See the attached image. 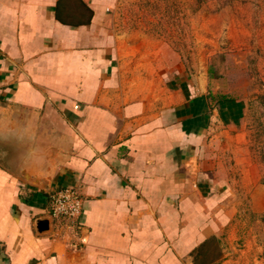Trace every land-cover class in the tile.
<instances>
[{
    "label": "crops",
    "instance_id": "0c3cea01",
    "mask_svg": "<svg viewBox=\"0 0 264 264\" xmlns=\"http://www.w3.org/2000/svg\"><path fill=\"white\" fill-rule=\"evenodd\" d=\"M120 3L0 0V264L227 263L207 260L235 186L208 139L229 101L208 73L139 67L153 55L122 35ZM66 188L73 229L50 212Z\"/></svg>",
    "mask_w": 264,
    "mask_h": 264
},
{
    "label": "rangeland",
    "instance_id": "374dc122",
    "mask_svg": "<svg viewBox=\"0 0 264 264\" xmlns=\"http://www.w3.org/2000/svg\"><path fill=\"white\" fill-rule=\"evenodd\" d=\"M117 25L153 55L139 63L143 70L208 73L213 101H229L208 147L234 181L233 211L207 261L264 264V206H254L264 189V0H121ZM143 80L154 86L157 79Z\"/></svg>",
    "mask_w": 264,
    "mask_h": 264
},
{
    "label": "built area",
    "instance_id": "2783aa9c",
    "mask_svg": "<svg viewBox=\"0 0 264 264\" xmlns=\"http://www.w3.org/2000/svg\"><path fill=\"white\" fill-rule=\"evenodd\" d=\"M50 212L56 223L73 229L83 212L80 192L71 188L53 191L50 194Z\"/></svg>",
    "mask_w": 264,
    "mask_h": 264
}]
</instances>
